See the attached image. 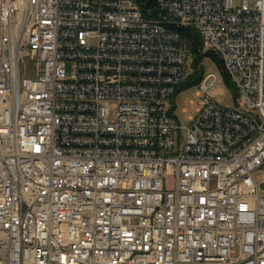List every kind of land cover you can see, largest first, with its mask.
<instances>
[{
  "label": "built area",
  "instance_id": "1",
  "mask_svg": "<svg viewBox=\"0 0 264 264\" xmlns=\"http://www.w3.org/2000/svg\"><path fill=\"white\" fill-rule=\"evenodd\" d=\"M183 27L239 104L185 127ZM260 168L264 0H0V264H264Z\"/></svg>",
  "mask_w": 264,
  "mask_h": 264
},
{
  "label": "rangeland",
  "instance_id": "2",
  "mask_svg": "<svg viewBox=\"0 0 264 264\" xmlns=\"http://www.w3.org/2000/svg\"><path fill=\"white\" fill-rule=\"evenodd\" d=\"M235 4L238 5L240 0H234ZM191 62V60H190ZM70 64H68V69ZM202 68V69H201ZM199 69L203 71V74H214L216 78L215 86V98L218 103L225 107L236 108L238 107L237 98L234 97L233 92L226 84L221 70L217 66L216 62L210 58L205 57L199 64ZM190 66L188 73H190ZM199 85V84H198ZM197 86H188L180 90L177 93H173L169 96L166 101L168 110H172V116L177 119L181 126L185 127L190 123V118L196 114L197 108L201 101V96L198 95L199 87ZM113 112V108H112ZM178 141L184 142L186 139V130L178 131ZM255 177L259 183V188L264 192V168H260L255 171Z\"/></svg>",
  "mask_w": 264,
  "mask_h": 264
},
{
  "label": "trees",
  "instance_id": "3",
  "mask_svg": "<svg viewBox=\"0 0 264 264\" xmlns=\"http://www.w3.org/2000/svg\"><path fill=\"white\" fill-rule=\"evenodd\" d=\"M138 6L141 9L144 16L148 17L149 12L151 11L153 14L157 13L158 10V0H138ZM180 32L182 33L183 37L188 43L189 51H190V73L187 74L186 78L182 81V83L176 88L175 93L179 92L180 90L184 89L188 86H197L202 78H203V71L199 69L200 62L205 57L212 58L219 69L221 70L222 76L229 86L231 91L233 92L234 97L237 96V88L233 81L231 80L230 76L224 70L221 59L209 52L202 54L200 49L203 46V40L200 34L195 31L193 28H179ZM202 69V68H201ZM172 115V110L169 111Z\"/></svg>",
  "mask_w": 264,
  "mask_h": 264
}]
</instances>
